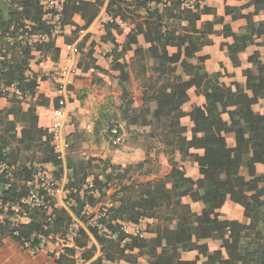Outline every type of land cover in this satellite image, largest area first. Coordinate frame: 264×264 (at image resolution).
<instances>
[{
	"label": "trees",
	"instance_id": "obj_1",
	"mask_svg": "<svg viewBox=\"0 0 264 264\" xmlns=\"http://www.w3.org/2000/svg\"><path fill=\"white\" fill-rule=\"evenodd\" d=\"M201 1L194 11L183 10L181 0H110L107 4L110 20L105 25L106 29L109 32L111 29L126 32L124 45L110 63L111 73H117L119 80L126 81L129 67L120 63L118 56L130 49L140 33L150 43L148 55L137 49L134 51L135 60L130 64L131 70L137 69L135 75L144 80V91L139 106H134L132 100L128 101L126 112L131 116H127V124L132 128L139 127L140 135L159 139L161 145L155 148L148 146L145 160L134 166L105 163L101 168L96 167L97 172L95 170L90 184L86 183L88 175L83 167L74 171L73 180L66 183V200H73L71 212L83 225L74 238L76 249H83L80 259L89 261L96 245L99 246L100 255L89 264H137L140 257L148 264H264V201L261 200L264 187L259 185V177L246 180L239 172L242 155L249 150L252 151L248 163L250 176H254L255 163L264 164V116L251 110L258 97L264 95V62L257 61V75L253 77L247 73L245 84L231 82L225 86L219 81L220 73L205 70V57L199 58L197 64L186 61L201 46L211 44L208 34L231 37L243 46L251 41L253 35H264V25L253 23L248 16L241 34L232 32L222 20L207 22L199 32L194 25L203 11ZM102 4V0H65L61 27L71 23L74 13L81 14L84 20L82 27H87ZM132 6L143 10L142 21L135 18ZM225 12L228 14L230 10L227 8ZM117 17L125 23L122 29ZM183 18L188 20V25H182ZM131 23H134L133 28H130ZM39 34L46 35L49 41L28 44L27 40L20 38ZM51 39V26L44 22L37 0H0V97L7 99V114H13L17 123L32 113V109L22 110L21 101L33 96L39 80V77L26 74L29 61L34 57L32 47L41 51L51 45ZM167 47H175L176 52L169 55ZM239 49L240 46H228L235 64ZM182 56L184 58L181 59ZM176 63L181 65L187 79L175 75V67L171 64ZM191 87L202 90L205 103L193 104L191 110L184 113L181 106L189 100L187 90ZM223 114H228L233 127L239 123L234 117L240 116L243 120L241 127L234 130V147L226 144L224 134L233 128L223 121ZM184 115L189 117L191 126L181 125L180 118ZM28 121L35 125L34 117H28ZM131 131L136 133L134 129ZM22 133L18 142L23 141L24 134H28L29 140L33 138L30 131ZM11 137L13 134L9 129L0 134V162L8 158L5 149L9 142L6 140ZM153 149L155 160L169 157L177 150L183 157H193L200 178L192 179L186 175L182 164L169 159L166 174L156 179L140 180V176L152 172L149 155ZM197 149L202 150V155L195 156L191 152ZM40 150V163L60 164L49 145L48 136ZM34 173L32 167L23 165L16 172L24 181L33 179ZM14 179L16 175L7 178L0 173V199L3 202H16L32 192V187L25 184L17 187ZM114 185L117 190L108 200L110 205L103 216L97 217L84 210L86 205L94 207L98 200L105 198ZM182 197H189L193 202L201 201V212L196 213L189 204L181 203ZM227 197L243 208L249 224L219 219L217 210ZM21 207L28 211L30 221L11 228H7L4 221L0 223L2 234L8 232L18 242L24 238L35 244L38 234L66 233L69 219L63 212L58 213L54 209V220L50 225L43 208H30L24 204ZM13 214L6 212L7 216ZM144 218L160 222L146 225L144 232L147 237L122 230V224H139ZM247 239L253 242L247 243ZM189 251H196L194 259H182V253ZM74 253V248H65L64 254L54 260L55 264H63ZM71 264L75 261L72 260Z\"/></svg>",
	"mask_w": 264,
	"mask_h": 264
},
{
	"label": "crops",
	"instance_id": "obj_2",
	"mask_svg": "<svg viewBox=\"0 0 264 264\" xmlns=\"http://www.w3.org/2000/svg\"><path fill=\"white\" fill-rule=\"evenodd\" d=\"M87 1V0H77ZM94 2L95 0H90ZM110 0H102L103 4L89 25L83 28L84 20L80 13H74L71 16V23L61 27V31L57 35H52L51 45L41 51H36L32 47L34 57L29 61V70L27 75L39 77L37 87L31 98L21 101L22 110L32 109V113L17 123V119L13 114H7L8 101L5 97H0V134H5V130L12 132L13 137L8 138L9 145L5 149L8 154L5 162L10 166L12 175H16L14 179L16 186L24 185L28 180L18 176L16 172L19 166L23 165L27 168L32 167L35 171L34 176L39 171L52 173L56 178H64V188L67 182L74 178V171L83 167L88 177L86 183H92L95 175L96 167H102L105 163L108 165H119L125 167L127 165H136L145 160V151L148 146L158 147L161 145L159 139L148 138L144 134H139L140 128H132L128 126L127 116L131 113L126 112L128 101L132 100L134 106L142 103L144 91V80L142 77L135 75L137 69L131 70L130 64L135 60L134 51L143 50L148 55L150 43L145 40L143 33L137 35V41L132 43L130 49L125 54L118 56V61L129 67V76L126 81L117 78V73H111L109 70L110 63L114 60V55L124 45L126 32H118L117 29H111L110 32L105 25L110 20L106 8ZM264 0H202L200 7L202 13L199 20L195 22L194 27L201 32L207 22L227 23L232 32L241 34L243 28L247 25V17H251L253 23L264 25ZM230 13H226V9ZM134 11L135 18L142 21L144 12L141 8L131 7ZM117 22H122L116 18ZM182 25H188V20L183 18ZM122 29L125 23L122 22ZM134 27V23L130 24V28ZM193 37L192 34L189 35ZM212 42L203 45L194 54L193 57L186 59L190 64H197L198 59L205 57L204 68L209 73H220L219 81L228 86L231 82H239L245 84L247 73L251 76L257 75V61L264 62V35H253L251 41L245 45H239L234 42L231 37L223 35L208 34ZM30 40L35 44L39 42L38 35H33ZM48 37L44 40L46 42ZM49 41V40H48ZM228 46L235 48L240 46L236 53L237 63L231 59ZM70 49H73L77 59V72L64 84H60L58 75L60 67L65 63V56ZM168 54L176 52L175 47H167ZM184 58L183 56L181 59ZM251 58L253 60H251ZM175 67V75H181L184 79L188 76L183 73V69L179 63L171 64ZM252 96L250 91H247ZM189 100L185 102L181 109L184 113H188L193 104L202 105L205 98L201 89L191 87L187 90ZM57 109L65 111V157L59 165L51 163H40L42 157L40 145L45 141L46 136L49 137V145L51 147L50 135L47 133V127L52 121L53 112ZM251 110L255 114L264 116V95L258 97L255 104L251 106ZM28 117L35 118V125L28 121ZM222 119L226 122L231 131L224 134L228 147L235 146V131L240 128L243 120L240 116L234 117L238 121V125H232L228 114H223ZM7 120L5 123L4 121ZM4 122V123H2ZM9 122V123H8ZM14 123L11 126L10 123ZM183 126H191L192 123L187 115L180 118ZM117 125L119 133L122 136L120 143L113 145L111 140L110 128ZM129 128V129H127ZM135 130V134L131 130ZM23 131H30L33 137L31 140L27 138L28 134H24L22 142H18L23 136ZM41 132V133H40ZM130 136L134 137L135 146L131 150H127V141ZM52 149V147H51ZM195 156L202 155V150H191ZM150 162L152 172L147 176H140V180H151L161 177L169 171L168 160L175 159L185 167L186 175L192 179L200 178L198 166L193 157H183L177 150L169 157H162L159 160L154 159V149L150 151ZM252 158V151L249 150L242 155L241 165L239 167L240 174L246 179L260 178L259 185L264 187V164H254V176H250L248 172V163ZM67 160V161H66ZM69 168H68V167ZM70 169L71 171H67ZM138 175L133 174V178ZM20 177V178H19ZM26 185V184H25ZM117 190L112 186L102 200H98L94 206V211L98 209L100 203L108 201L111 195ZM64 195L59 197L55 205L46 213L57 210L58 213L63 212L66 219L74 217L71 210H66L62 206L63 198L67 196L65 189ZM97 198V196H95ZM264 201V194L261 197ZM181 203L189 204L191 209L200 213L203 208L201 201L193 202L189 197H182ZM219 219H234L242 224H249L250 221L244 216L243 208L233 203L229 197L226 198L223 206L217 210ZM7 222V228L16 227L19 224H27L29 217L22 218L18 215L7 216L6 213H0V223ZM160 223L155 219H141L138 228L142 230V235L147 237L144 232L147 224ZM132 232V231H131ZM14 234V233H13ZM203 241H197L202 243ZM247 243L253 240H246ZM259 243V242H257ZM260 244V243H259ZM56 245V240L48 239L46 246L39 248L37 253L30 255L26 248L20 242L13 239L11 235L0 232V264H55V259L48 252L49 247ZM65 248H74L75 253L68 256L63 264H71L72 260L75 264H89L99 255V246L89 261L80 259L83 249H76L74 242ZM64 248V249H65ZM64 249L60 255L64 254ZM196 251L182 253V259L193 260ZM105 264H110L106 262ZM120 264H125L121 262ZM137 264H148L143 258H138Z\"/></svg>",
	"mask_w": 264,
	"mask_h": 264
},
{
	"label": "built area",
	"instance_id": "obj_3",
	"mask_svg": "<svg viewBox=\"0 0 264 264\" xmlns=\"http://www.w3.org/2000/svg\"><path fill=\"white\" fill-rule=\"evenodd\" d=\"M43 11V20L47 25L51 26L52 35H57L61 31V14L65 0H37ZM199 4V0H181V8L183 10L194 11ZM122 26V22H118ZM32 37V36H30ZM30 37L20 36L23 40H27L28 44L33 43ZM46 35L39 34V42H43L46 39ZM77 59L73 49L69 48L65 56V63L60 67L58 79L60 84L67 82L77 72ZM14 89V88H12ZM18 93V92H17ZM65 111L57 109L53 112L52 121L47 127V133L50 135L51 147L56 158L62 161L65 157V137H64V126H65ZM110 134L112 136V144L117 145L120 143L122 136L119 133L117 125H113L110 128ZM67 171H71L68 169ZM0 173L5 177L11 178L12 170L10 166L5 162H0ZM64 178H56L52 173L39 171L33 177L28 180L25 184L28 187H32V192L20 197L16 202L6 201L3 202L0 199V210L2 213L11 211L14 215L26 218L29 217L28 211L23 209L21 205L29 206L30 208H43L48 212L53 205L58 201L59 197L64 195ZM90 187V185H88ZM93 192V191H92ZM96 195L95 192H93ZM62 206L66 210H71L74 205L73 200L62 199ZM110 205L109 201L100 203L98 209L94 211V207L86 205L84 210L87 213H94L97 217L103 216L106 212V208ZM47 220L50 225L53 223L54 215L52 212L46 213ZM92 222V221H91ZM138 224L124 223L122 224V230L126 233L142 235V230L137 227ZM82 223L74 216L69 219V223L66 228V233L63 235L60 232L49 233L47 235L38 234L36 236L37 243L32 244L31 240L21 239L20 243L24 246L30 255L37 253L39 248L46 246L48 239L52 238L56 240V245L49 247L47 250L54 257H58L60 252L67 247L70 243L74 242V238L78 233L79 227H82ZM132 231V232H131Z\"/></svg>",
	"mask_w": 264,
	"mask_h": 264
},
{
	"label": "rangeland",
	"instance_id": "obj_4",
	"mask_svg": "<svg viewBox=\"0 0 264 264\" xmlns=\"http://www.w3.org/2000/svg\"><path fill=\"white\" fill-rule=\"evenodd\" d=\"M135 140H134V137L133 136H130L128 138V141H127V146H126V149L127 150H131L134 146H135Z\"/></svg>",
	"mask_w": 264,
	"mask_h": 264
}]
</instances>
